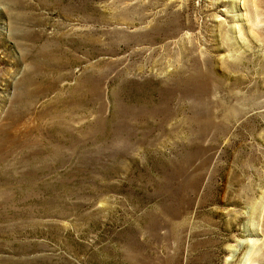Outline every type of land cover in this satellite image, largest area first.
<instances>
[{
  "label": "rangeland",
  "instance_id": "374dc122",
  "mask_svg": "<svg viewBox=\"0 0 264 264\" xmlns=\"http://www.w3.org/2000/svg\"><path fill=\"white\" fill-rule=\"evenodd\" d=\"M0 60V117L48 87L1 264H264V0H0Z\"/></svg>",
  "mask_w": 264,
  "mask_h": 264
},
{
  "label": "bare ground",
  "instance_id": "6f19581e",
  "mask_svg": "<svg viewBox=\"0 0 264 264\" xmlns=\"http://www.w3.org/2000/svg\"><path fill=\"white\" fill-rule=\"evenodd\" d=\"M30 18L32 19L30 15L28 17L23 15V17L14 19L21 22H29ZM33 64L35 63L33 62ZM41 65H38L35 69L37 70ZM34 73V71L33 73H28L29 75L26 74L22 81H17L16 83L10 82L7 85L8 87H14L15 95L12 102H10L11 104L5 117H0V239L7 236V230L11 232L13 229L19 233L25 219H34L35 207L38 204V194L36 192V185L38 184H35V174L33 171L22 168L27 166V161L29 162L34 159L38 139L32 136L36 131L31 126L32 124L30 125L32 121L29 122L28 117L33 113L34 104L37 102V99L45 96L44 94L48 90V87L35 86L37 74L35 75ZM12 78L14 77L12 76ZM1 102H5V98H2ZM41 112L43 114V111ZM1 263L2 261L0 260Z\"/></svg>",
  "mask_w": 264,
  "mask_h": 264
}]
</instances>
